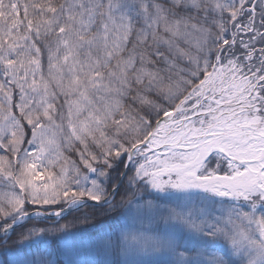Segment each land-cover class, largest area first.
<instances>
[{
  "label": "snow or ice",
  "instance_id": "1",
  "mask_svg": "<svg viewBox=\"0 0 264 264\" xmlns=\"http://www.w3.org/2000/svg\"><path fill=\"white\" fill-rule=\"evenodd\" d=\"M69 253L264 264V0H0V264Z\"/></svg>",
  "mask_w": 264,
  "mask_h": 264
},
{
  "label": "trees",
  "instance_id": "2",
  "mask_svg": "<svg viewBox=\"0 0 264 264\" xmlns=\"http://www.w3.org/2000/svg\"><path fill=\"white\" fill-rule=\"evenodd\" d=\"M81 213H72L71 215L67 216V219H72L73 216H80ZM61 223H64V220L60 221ZM108 223H110V221L105 220V218L103 217H95L94 219H90L87 223H78L74 229L77 237L79 239H82L85 243H87V241L94 237L98 232H100L101 230L105 229L108 226ZM62 244V242H61ZM52 247L53 249H55L57 247V242L53 241L52 243ZM68 255H66L63 258L57 257L58 259V264H65ZM70 257V256H69Z\"/></svg>",
  "mask_w": 264,
  "mask_h": 264
},
{
  "label": "rangeland",
  "instance_id": "3",
  "mask_svg": "<svg viewBox=\"0 0 264 264\" xmlns=\"http://www.w3.org/2000/svg\"><path fill=\"white\" fill-rule=\"evenodd\" d=\"M69 256H70V257H69ZM67 257H68V258H72V259H75V258H76L75 254H72V253H69ZM68 258H67V259H68Z\"/></svg>",
  "mask_w": 264,
  "mask_h": 264
}]
</instances>
